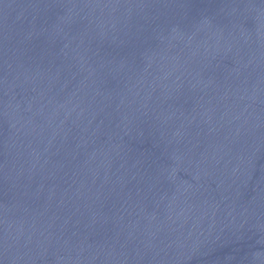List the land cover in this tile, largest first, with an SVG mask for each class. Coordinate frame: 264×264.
I'll return each mask as SVG.
<instances>
[{
  "label": "water",
  "instance_id": "95a60500",
  "mask_svg": "<svg viewBox=\"0 0 264 264\" xmlns=\"http://www.w3.org/2000/svg\"><path fill=\"white\" fill-rule=\"evenodd\" d=\"M0 264H264V0H0Z\"/></svg>",
  "mask_w": 264,
  "mask_h": 264
}]
</instances>
